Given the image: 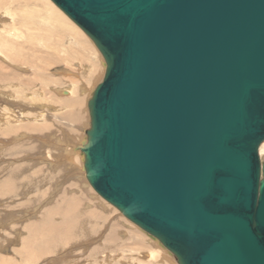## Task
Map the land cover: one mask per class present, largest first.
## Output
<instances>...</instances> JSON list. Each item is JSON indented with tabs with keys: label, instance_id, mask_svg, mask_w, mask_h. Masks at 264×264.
I'll use <instances>...</instances> for the list:
<instances>
[{
	"label": "water",
	"instance_id": "1",
	"mask_svg": "<svg viewBox=\"0 0 264 264\" xmlns=\"http://www.w3.org/2000/svg\"><path fill=\"white\" fill-rule=\"evenodd\" d=\"M106 64L88 182L180 264H264V0H51Z\"/></svg>",
	"mask_w": 264,
	"mask_h": 264
},
{
	"label": "rangeland",
	"instance_id": "2",
	"mask_svg": "<svg viewBox=\"0 0 264 264\" xmlns=\"http://www.w3.org/2000/svg\"><path fill=\"white\" fill-rule=\"evenodd\" d=\"M29 1L27 16L15 9L18 7L13 8L16 13L19 12L17 16L24 19L17 23V38H8L11 41L8 50L3 41L7 33L0 31V48L8 58L7 61L0 53V189L8 180L17 182L14 193L10 190L0 192V264H28L24 256L16 254V251L24 249L22 246L26 240H32V247L42 254L35 264H109L108 254L116 256L112 257L111 264H141L140 261L152 250L156 252L157 259L152 260L151 264H178L168 249L102 199L83 176L84 154L81 147L87 142V131L90 129L87 103L94 89L103 81L106 65L99 61H104V58L99 56L92 40L49 1L89 43L85 47L90 62L94 64L93 72L86 77L84 70L91 64L89 57L84 60L71 53L73 51L68 49L69 37L68 41L58 37L56 46L52 44L56 41L48 37L44 41L39 33L37 36L32 34L34 29L50 31V28L47 19L43 18L46 15L45 4L42 1ZM37 10L43 11L42 16H38ZM3 11L0 13V27L3 23L4 28L11 22ZM31 16L35 18L31 19ZM70 34L68 32V36ZM21 44L25 46L24 50ZM10 49L14 50H11L12 54ZM8 51L12 56L7 54ZM33 52L41 57H33ZM48 55H57L61 60L58 59L60 62L55 64L44 63L42 59L46 56V61H50ZM70 88L73 92L68 95L66 91ZM68 98L69 101L80 100V104L73 107L64 105V100ZM11 113L13 116L5 118ZM71 115H74V119H67ZM44 125L45 130L34 129L31 132L28 129L30 126ZM72 201L78 202V215L95 212L98 217L94 220L84 217L75 224L77 229L69 236L58 234L56 246L39 239L40 236L34 240L25 227L31 225L32 228L41 229L40 232L43 228L44 232L61 228L66 220L63 216H71L70 210H64ZM105 239H109L110 244ZM64 241H69V244L60 245Z\"/></svg>",
	"mask_w": 264,
	"mask_h": 264
},
{
	"label": "bare ground",
	"instance_id": "3",
	"mask_svg": "<svg viewBox=\"0 0 264 264\" xmlns=\"http://www.w3.org/2000/svg\"><path fill=\"white\" fill-rule=\"evenodd\" d=\"M34 1H42L44 4H45V6L47 7V8H45L46 10L44 11V13L46 14L45 15V17H43V18H45V19H47V22H48V24H47V26L50 28V31L48 30V31H43L42 30V28L41 29H34V31H31L32 32V34L33 35H36L37 36V33H39V36H41L40 37V39L42 38L44 41H46L45 40V38H50L51 39V41H56V43H57V41L58 40H56L58 37H61V40H66V41H68L67 39H68V37H69V39H70V41L68 42L69 44H68V49H70L71 51H73V52H71V53H75V54H77V56H80V58H82V59H84V60H87V57H89V55H88V51H87V48L85 47V46H88L89 45V43L87 42V40H85L84 38H83V36H82V34L80 33V32H78V30H76L75 28H73V26L63 17V15H61L57 10H55V8L51 5V3L49 2V1H51V0H34ZM30 1L29 0H0V9H2V11L4 10L3 8H5V14H7L8 15V18L7 19H9L10 18V22L11 23H9V24H7V25H9L8 27H5L4 26V28H3V23H2V28L0 27V31H5V33H7V35L5 36V37H3V41H4V43H5V46H6V48H7V50H8V44L11 42L8 38H10V37H12V38H15L18 34H17V32L19 31V28H17V23H18V21H21L22 19H24V18H21V16H17V13H19L18 11H17V13L15 12V10L13 9L14 7H18V8H15V9H19V11H21V13L23 12L24 14H26V16H27V14H28V10L26 9L28 6H29V3ZM52 2V1H51ZM37 3V2H36ZM53 3V2H52ZM54 4V3H53ZM28 5V6H27ZM55 5V4H54ZM56 6V5H55ZM23 7V8H22ZM57 7V6H56ZM21 8V9H20ZM14 10V11H13ZM60 10V9H59ZM2 11L0 10V13H2ZM42 12L43 11H36V13H38V16L40 17V16H42L41 14H42ZM31 13H34V12H31ZM31 13H29V15H31ZM6 15V16H7ZM5 16V15H4ZM3 16V17H4ZM67 16V15H66ZM68 17V16H67ZM6 18V17H5ZM31 19L32 18H35V17H30ZM69 18V17H68ZM1 19H4V18H1ZM6 20V19H5ZM71 20V19H70ZM3 20H1V22H2ZM7 21V20H6ZM23 22V21H22ZM73 22V21H72ZM5 24H6V22H5ZM69 25V26H67V25ZM76 25V24H75ZM25 27V26H24ZM71 27V28H70ZM5 28H6V30H5ZM70 29H71V31H70ZM81 29V28H80ZM22 30V29H21ZM82 30V29H81ZM23 31V30H22ZM83 31V30H82ZM24 32V31H23ZM68 32H71V34H70V36H68ZM74 32V33H73ZM84 32V31H83ZM2 33V32H1ZM0 33V34H1ZM51 33H52V36H51ZM5 35V34H4ZM3 35V36H4ZM19 35H20V33H19ZM54 35V36H53ZM72 35V36H71ZM78 35H79V37H78ZM81 36V37H80ZM23 37V36H22ZM64 37V38H63ZM11 38V39H12ZM17 38V37H16ZM15 38V39H16ZM24 38V37H23ZM89 38V37H88ZM22 39V38H21ZM41 39V40H42ZM50 39L48 40L47 39V41H50ZM14 40V39H13ZM13 40H12V42H13ZM17 41V40H16ZM15 41V42H16ZM19 41H20V39H19ZM38 41V40H37ZM60 41V40H59ZM23 43H24V41H22ZM60 42H62V41H60ZM93 42V41H92ZM21 43V42H20ZM50 43V42H49ZM55 44L56 46H58V43L56 44L55 42H52V44ZM64 43V41L61 43V44H63ZM67 43V42H66ZM94 43V42H93ZM16 44V43H15ZM28 44V43H27ZM37 44H38V42H37ZM51 44V45H52ZM65 44V43H64ZM14 45V44H13ZM49 45V44H48ZM95 45V44H94ZM2 46V45H1ZM4 46V45H3ZM4 46V47H5ZM21 47L23 46V44H21L20 45ZM19 46V47H20ZM37 46V45H36ZM47 46V45H46ZM61 46V45H60ZM96 46V45H95ZM12 47V46H11ZM25 46H23V50L25 49L24 48ZM44 47V46H43ZM5 48V49H6ZM10 48V47H9ZM13 48V47H12ZM36 49H37V47H35ZM39 48V47H38ZM45 48V47H44ZM47 48V47H46ZM51 48V47H50ZM55 48H57V47H55ZM14 49H15V46H14ZM53 49V48H52ZM51 49V50H52ZM67 49V50H68ZM95 49L99 52L98 54H99V56L101 55V53H100V51L98 50V48L97 47H95ZM12 49H10V51H11ZM50 50V49H49ZM55 50V49H54ZM93 50V49H92ZM96 50H93V51H95L96 52ZM0 53L2 54V56L1 57H3V58H5V59H7V61H8V58L6 57L7 55H6V53L0 48ZM6 51V50H5ZM12 51H14V50H12ZM12 51H11V54H12ZM32 51V50H31ZM36 51V50H35ZM37 51H39V50H37ZM36 51V52H37ZM19 52V51H18ZM23 52V51H22ZM58 51L56 50V53H57ZM14 53V52H13ZM69 53V52H68ZM6 56H5V55ZM7 54H9L10 55V53H9V51H8V53ZM15 54V53H14ZM33 54H35L34 52H33ZM53 54H54V52H53ZM70 54V53H69ZM38 56H40L41 57V55H39V54H37ZM36 54L33 56V57H35V56H37ZM45 55V54H44ZM47 55V54H46ZM10 56H12V55H10ZM10 56H9V58H10ZM21 56H22V54H21ZM49 56V55H48ZM50 57V58H49ZM48 58L50 59V61H46V59L45 58H47V56L46 57H44L42 60H44L45 62L44 63H50V64H55V63H58V62H60L58 59H60V57H57V55H51V56H49ZM11 59H12V57H11ZM18 59V58H17ZM33 59V58H32ZM31 59V60H32ZM69 59V58H68ZM16 60V59H15ZM61 60V59H60ZM70 60V59H69ZM14 61V60H13ZM88 62H90V57H89V59H88ZM100 63H102V62H104L103 64H105V61H103L102 59H101V61H99ZM2 63H4V62H2ZM10 63H13L12 61L10 62ZM91 64L89 65V66H87V67H85V70H84V73H85V75H86V77L89 75V74H91L92 72H93V67H92V65L94 64V62H90ZM23 64V63H22ZM48 65V64H47ZM106 65V64H105ZM8 66H10V65H8ZM17 66V65H16ZM49 66V65H48ZM19 67V66H18ZM53 82V81H52ZM70 85V84H69ZM74 85V84H73ZM61 88V87H60ZM97 88V87H96ZM95 88V89H96ZM95 89H94V91H95ZM94 91H93V93H92V96H93V94H94ZM65 92V91H64ZM67 93L66 94H68V95H71L72 94V92H73V90H72V88H70V89H68V91H66ZM74 92H75V89H74ZM81 92V91H80ZM82 95V94H81ZM92 96H91V98L88 100V103H87V106H88V104H89V101L92 99ZM81 97V96H80ZM82 99V98H81ZM66 101V102H65ZM64 105H66V106H69V107H73V106H76V105H78V104H80V100H70L69 101V98L67 99V100H64ZM88 111H89V115H90V110H89V108H88ZM13 113V112H12ZM7 114V116L5 115V118L6 117H8V116H13V114ZM74 119V115L72 116H68L67 117V119ZM29 124H27V125H24V127H27ZM90 126H91V116H90ZM10 127V126H9ZM29 130H31V132H33V130L34 129H36V130H45L46 128H45V125L44 126H41V127H32V126H30L29 128H28ZM87 142H88V139H87ZM87 142H84L83 144V146H85L86 144H87ZM80 150V149H79ZM69 151V150H68ZM75 151V150H74ZM67 152V151H66ZM71 152H72V150H71ZM79 154V153H78ZM260 156H261V158H264V142L262 143V145L260 146ZM71 158V160H72V156L70 157ZM84 159V158H83ZM83 159H81L82 160V162H83ZM84 167V170H85V166H83ZM84 172V174H83V176L85 175V178H86V181H88L87 180V177H86V171H83ZM16 177V176H15ZM26 181V180H25ZM15 183H17V182H12L11 180H8V181H6L4 184H3V188H1L0 189V192L1 191H8V190H10L12 193H14L15 192V190H16V187H15ZM88 184L90 185V183L88 182ZM91 186V185H90ZM103 199V198H102ZM75 200V199H74ZM60 204V203H59ZM113 206V205H112ZM78 208V202L77 201H72V202H70L69 204H68V208L66 209V210H64V211H68V210H70V213H71V216H75V218H72L71 216H68V215H66V216H63L64 217V219H66L65 221H64V223H63V226L61 227V228H59V227H57V229H51V230H46L45 232H44V228H43V230H42V232H40L41 231V229L40 230H38V228H32L31 227V225H29V226H27V227H25L27 230L29 229V232H30V235L31 236H33L34 237V240H35V237H38V236H40L41 238H39V239H45L47 242H49V243H51V245L53 244V245H55V244H57V236H58V234H63L64 236H69L74 230H76L77 229V225H75L76 223H78V222H81L82 220H84L85 218H88V219H96L97 217H98V215L95 213V212H93V213H91V214H88V215H78V212H77V209ZM117 209V208H116ZM122 214V213H121ZM78 215V216H77ZM123 215V214H122ZM85 217V218H84ZM99 217H103V216H99ZM127 219V218H126ZM104 221V220H103ZM134 224V223H133ZM26 225H28V224H26ZM137 226V225H136ZM140 228V227H139ZM141 229V228H140ZM144 231V230H143ZM28 232V233H29ZM150 235V234H149ZM151 236V235H150ZM153 237V236H152ZM108 238V237H107ZM155 238V237H154ZM153 238V239H154ZM157 239V238H156ZM23 240V239H22ZM106 240V242H109V244H110V240L109 239H105ZM158 240V239H157ZM25 241V240H24ZM159 241V240H158ZM10 242V241H9ZM160 242V241H159ZM161 243V242H160ZM64 244H69V241H64V242H62L60 245H64ZM104 244H105V242H104ZM109 244H107V245H109ZM115 244V243H114ZM162 244V243H161ZM137 245V244H136ZM33 246V244H32V240H26L25 241V243H24V245L22 246V248H24L23 250H19V251H16V254H18V255H20V256H24V258H25V260H26V263H28V264H35L36 262H38L39 261V259H40V256H42V254L41 253H38L35 249L36 248H33L32 247ZM56 246V245H55ZM143 246V245H142ZM60 247V246H59ZM102 248H104V247H102ZM166 248V247H165ZM167 249V248H166ZM77 250V249H76ZM103 250V249H102ZM115 249H113V251H114ZM104 251V253H105V250H103ZM45 252V251H44ZM116 252H118V251H116ZM156 253V252H155ZM154 253V251L152 250L151 252H149V253H147V255H145V257H144V259L143 260H141L140 261V263L141 264H146V263H148V264H151V261L152 260H154V259H157V255ZM172 253V252H171ZM173 254V253H172ZM121 255V254H120ZM174 255V254H173ZM118 256H119V254H118ZM19 257V256H18ZM112 257L113 258H116V256H113V255H110L109 256V254L107 255V259H108V261H109V264H111V260H112ZM174 257L176 258V256L174 255ZM23 258V257H22ZM61 260H63V259H61ZM66 260V259H65ZM68 260V259H67ZM147 260V261H146ZM58 261V260H57ZM56 261V262H57ZM73 261V260H72ZM76 261H79V259L78 260H76ZM150 261V262H149ZM176 261H177V263L178 264H180L179 262H178V260H177V258H176ZM52 262V261H51ZM50 262V263H51ZM55 264V263H54ZM57 264V263H56ZM69 264V263H68Z\"/></svg>",
	"mask_w": 264,
	"mask_h": 264
}]
</instances>
